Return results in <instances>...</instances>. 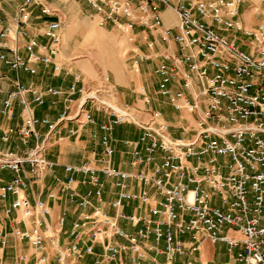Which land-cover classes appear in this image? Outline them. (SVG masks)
<instances>
[{
	"label": "built area",
	"instance_id": "built-area-1",
	"mask_svg": "<svg viewBox=\"0 0 264 264\" xmlns=\"http://www.w3.org/2000/svg\"><path fill=\"white\" fill-rule=\"evenodd\" d=\"M7 1L16 3L18 0ZM66 1L20 0L11 18L1 10L0 63L11 70L30 74L37 72L33 65L36 62L52 64L54 70H60L61 65L55 58L62 44L64 20L56 4ZM82 1L99 17V25L118 27L130 36L133 72L140 71L141 61L151 58L133 44L136 27L159 30L164 26L163 10L172 9L176 13L177 23L163 29L162 40L168 43L172 39L177 43V51L161 54L155 73L158 92L176 110L186 109L193 114V135L190 138L173 136L163 113L156 108L140 109L148 115L144 120L136 107L127 104L117 107L100 100L99 90L95 89L92 94L79 72L75 73V83L66 92L53 86L38 90L18 79L5 89L1 83L5 76L0 75V115L7 118L11 117L15 103L28 105V94L39 106L46 103L49 95L53 105L61 94L69 95V104L56 121L48 116L26 115L17 127H0L4 142L16 134L25 146L21 153L0 148V169L15 173L9 182L0 185V196L15 195L5 207L7 213L20 211L24 218L33 219L30 227L13 231L16 238L27 240L33 247L36 253L33 264H51L47 239L56 246L55 264H75L74 259L94 252L95 240L113 235L126 238L130 242L128 247L135 253L130 261L115 264H145L140 240L152 234L157 243L165 238L168 264L177 255L198 251L205 239L225 242L231 253L237 248L235 259L242 264H264V7L259 9L261 19L247 26L241 19L242 0ZM37 20L43 25L44 42L29 31ZM21 40L28 53L26 56L10 45L21 44ZM149 46L154 47L155 41ZM174 84L179 87L173 88ZM76 93H80V99L71 114L73 99L70 95ZM151 101V96L144 93V102L149 105ZM91 107L109 116L107 121L98 123V127L103 131L101 172L112 177L118 188L111 205L119 209L126 201L137 200L148 209L142 214L120 212L114 217L96 207L92 213H84L73 222L71 240L60 245L55 231L47 226L51 207L41 199L33 203L25 195L28 183L21 172L28 164L31 173L41 178L53 167V162L45 156L43 141L30 147L31 137L40 136L38 125L48 127V134H54L61 122L78 120L80 115L84 116L85 123H96ZM127 122L142 130L137 140H123L132 148V163L152 165L150 169L131 172L113 165L117 139L112 131ZM65 169L86 175L93 185L86 195L70 193V199L79 206L87 207L93 197H103L106 182L89 161L67 165ZM130 181L146 187L132 192ZM118 216L143 226L136 233H129L119 226ZM64 221L61 217L59 225ZM86 229H90L93 242L83 244ZM231 231L240 236L231 235ZM185 235L192 239L190 247L185 245ZM7 243V233L0 227V247ZM125 248L106 243L102 259H97L96 263L115 260ZM26 259V255H22L14 264H23ZM0 264H3L1 260ZM156 264L161 263L156 261ZM185 264L205 263L188 260Z\"/></svg>",
	"mask_w": 264,
	"mask_h": 264
},
{
	"label": "crops",
	"instance_id": "crops-1",
	"mask_svg": "<svg viewBox=\"0 0 264 264\" xmlns=\"http://www.w3.org/2000/svg\"><path fill=\"white\" fill-rule=\"evenodd\" d=\"M20 0L16 3L8 2L7 0H0V11L2 10L11 18L16 12ZM60 5V4H59ZM264 7V0H242L241 3V19L247 26L255 25L260 19L261 15L259 9ZM164 19V26L159 30H147L142 27H136L135 44L141 51L151 56L150 59L141 61L140 71L133 72L128 70L125 75L115 73L109 85L100 82L97 75L96 85L100 95H105L107 99L114 97L115 102L119 106L129 105L136 107L139 110L140 117L144 120L148 115L144 113L143 108L152 107L160 110L163 113L164 119L167 120L171 127L172 135L175 137L190 138L193 135L194 116L188 110H176L167 100L166 97L158 92V77L155 73V68L162 59L160 56L165 52L177 51V43L170 39L167 42L162 40V32L165 27L175 25L178 21L176 13L172 9H165L162 12ZM41 22L35 21L30 25L29 31L31 35H37L40 41H46V37L42 35ZM63 29L62 44L60 52L55 58V62L61 65L60 70H54L52 64H44L43 62L34 63L37 72L30 74L27 71L11 70L7 65L0 63V75L5 76L2 79V85L5 89L12 87V83L18 79L26 85H34L38 90H44L49 86L63 89L65 92L69 87L75 83V73L82 74V82L85 86H89L90 79L84 71L87 66L85 61L74 60L78 48H75L71 41L72 27ZM98 28L92 24L85 33L84 44L92 39L99 41L101 34ZM24 40V39H23ZM23 40L21 44L11 43L12 47H17L20 53L26 56L28 53L23 47ZM151 41H155V46H149ZM129 55L128 57H131ZM78 86L81 82L77 83ZM90 87V86H89ZM179 86L174 84L173 88ZM144 93L151 96L152 101L149 105L144 102ZM73 99L71 105V114L76 111V106L80 99V93L70 95ZM69 95L63 93L57 97V103L51 104L52 96L47 97L44 105H36L32 102V95H27L28 105L24 107L19 103H15L11 117L7 118L0 115V127H17L19 126L26 115H33L41 118L48 116L51 120L56 121L61 113L66 109ZM89 107V105H88ZM92 113L96 118V123H85L84 116L80 115L78 120H65L60 123L57 133L48 134V127L43 125L37 126V132L40 136H32L30 147L37 143H45V156L51 162L53 167L41 178L34 176L30 171V166L25 165L21 175L27 181L28 186L25 190V195L34 203L38 200H44L51 207V213L46 218L47 226L55 231L56 239L60 245H66L70 240V230L73 222L81 219L84 213H92L96 207H100L103 212L111 216H116L120 212L130 214H142L147 211L148 206L140 203L137 200L126 201L124 205L116 209L111 205V201L117 196L118 188L114 185V179L101 172L102 162L100 157L102 155L103 146L101 144V137L103 131L98 127V123L108 120V114L97 108L91 107ZM74 130V133L71 132ZM113 136L117 141L114 142L115 154L113 156V165L122 170L137 172L142 169H150V166L137 165L132 163V148L123 143V140H137L142 130L134 123H122L114 127L112 131ZM1 136V131H0ZM0 148L5 151H13L16 153L23 152L25 146L20 141L16 134L11 136L8 142H4L0 137ZM160 156L162 155L160 152ZM89 161L90 164L99 170V175L106 182V189L102 198L93 197L92 203L87 207H81L76 201L70 199V193L76 191L80 195H86L88 191L93 188L89 178L82 173H72L66 171L67 165H81ZM15 173L10 169H0V185L9 182ZM72 181L69 182V179ZM146 186L136 181H130L129 190L132 192H139ZM152 193L153 190L151 189ZM15 198V195L9 194L6 198L0 196V227L7 233L8 243L5 247H0V260L3 264H14L20 256L26 255L27 259L23 264H33L36 253L33 247L27 240H20L13 234L15 229H24L32 225L33 219H26L22 216L20 211H13L7 213L5 207ZM64 217L65 221L62 226L59 225V220ZM117 222L119 226L129 233H136L143 225L132 224L127 219L118 216ZM90 229L83 232V244L92 243L90 236ZM231 235L240 236L238 233L231 231ZM186 247L191 246L192 239L189 235L183 237ZM116 243L126 246L115 260H102L99 264H115L117 261H130L135 253L128 247L130 242L121 236L113 235L105 238L100 237L93 242L94 252L86 255L82 259H74L75 264H97V259H102L104 254V246L106 243ZM143 257L142 262L145 264H156V261L161 264H168L165 253L166 240L162 238L158 243L155 236L152 234L148 239L140 240ZM46 250L49 255L50 263H56V246L52 244L49 239L46 241ZM229 252L228 246L225 242H213L210 239H205L198 251H187L182 255H177L169 264H185L188 260L203 262L205 264H242L235 259V253Z\"/></svg>",
	"mask_w": 264,
	"mask_h": 264
},
{
	"label": "rangeland",
	"instance_id": "rangeland-1",
	"mask_svg": "<svg viewBox=\"0 0 264 264\" xmlns=\"http://www.w3.org/2000/svg\"><path fill=\"white\" fill-rule=\"evenodd\" d=\"M56 6L60 8L64 20L63 29L67 25L73 29L69 41L78 48L74 60L85 61L87 68L84 71L89 76L92 94L95 93L97 75L100 82L109 85L115 73L125 75L132 69L131 58L128 57L131 55L132 41L125 31L118 27L99 25V17H96L92 8L82 0H67ZM92 24L98 28L101 39L99 41L92 39L84 44L85 33ZM40 29L42 31V24ZM98 96L100 100L121 107L115 102L114 97L107 99L105 95H100V92Z\"/></svg>",
	"mask_w": 264,
	"mask_h": 264
}]
</instances>
